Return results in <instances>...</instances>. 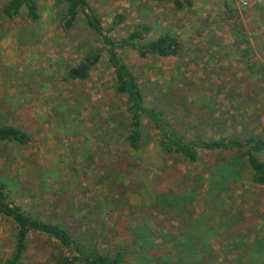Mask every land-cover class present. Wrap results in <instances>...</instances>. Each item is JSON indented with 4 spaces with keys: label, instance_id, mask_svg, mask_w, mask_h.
<instances>
[{
    "label": "rangeland",
    "instance_id": "1",
    "mask_svg": "<svg viewBox=\"0 0 264 264\" xmlns=\"http://www.w3.org/2000/svg\"><path fill=\"white\" fill-rule=\"evenodd\" d=\"M7 1L0 0V123L29 136L25 144L0 143V181L9 198L32 216L65 224L103 252L122 250L129 264L264 263V190L247 181L245 159L238 155L237 181L211 184L213 157L224 153L200 150L195 162L166 154L147 119L140 148L131 150L124 139L126 99L115 90L106 54L87 79L67 75L102 46L101 38L82 16L62 28V0H36L35 22L24 10L4 16ZM87 1L105 28L123 15L115 38L138 24L150 28L147 39L178 37L177 56L121 50L147 104L178 103L190 136L264 138V0H191L181 10L169 0ZM170 165L190 186V176L199 173L197 200L189 195L172 202L167 195L165 204H153ZM15 233V223L0 215V264L13 252ZM246 251L248 257L236 262V253ZM62 252L67 250L54 239L30 233L22 264H56Z\"/></svg>",
    "mask_w": 264,
    "mask_h": 264
},
{
    "label": "trees",
    "instance_id": "2",
    "mask_svg": "<svg viewBox=\"0 0 264 264\" xmlns=\"http://www.w3.org/2000/svg\"><path fill=\"white\" fill-rule=\"evenodd\" d=\"M169 1L176 10L192 5L191 0ZM62 5V10L57 12L62 28H72L77 18L82 16L84 23L102 40V46L91 50L76 65L70 66L67 69V75L71 79H87L90 71L100 61L102 54H106L108 63L113 69L115 90L126 99L129 117L124 139L131 150L136 151L140 148L143 125L147 119L158 132L159 147L166 154H176L189 162H195L200 156V150L210 152L214 156L224 153L223 159L217 160V157H213L214 169L212 175L207 178L211 184L217 183L224 186L228 183L227 181L239 179L241 163L238 155L240 154L248 168L247 181L264 190V160L260 157V153L264 151L263 137L253 134L242 138L230 136L205 139L207 135L204 133H195L190 136L184 129L182 117L183 114L187 115L183 108L177 106L178 103H165L159 106L147 104L138 77L122 58L121 50L130 46L141 57L177 56L181 50L177 36L162 33L155 38L147 39L146 35L150 33V28L147 25L138 24L127 36L115 38L112 36V31L123 22L122 14H116L111 26L105 28L100 16L87 0H62ZM22 10L26 18L32 22L40 18L36 0H8L1 7L2 14L7 18L16 16ZM28 141L29 136L18 127L0 123V143L25 144ZM230 156L232 157L229 158ZM198 175L199 173L190 176L189 180L192 183L190 186L185 184L187 178L177 165L167 166L155 189L153 204H165L166 200L162 203L164 200L162 197L167 195L172 202L187 198L189 195L193 200H197L202 195L196 190ZM0 215L10 218L16 227L14 249L10 257L5 260V264H22V256L30 233L52 238L60 247L67 250V253L62 252L58 255L56 264H129L126 253L122 250L103 252L96 243L89 242L82 236H75L65 224L44 221L27 213L21 205L9 198L7 184L4 181H0ZM247 252L250 251H246L244 255L237 252L235 261L238 262L244 256L248 257ZM260 264L264 263L260 262Z\"/></svg>",
    "mask_w": 264,
    "mask_h": 264
},
{
    "label": "crops",
    "instance_id": "3",
    "mask_svg": "<svg viewBox=\"0 0 264 264\" xmlns=\"http://www.w3.org/2000/svg\"><path fill=\"white\" fill-rule=\"evenodd\" d=\"M12 18H13V17H12ZM81 59H82V58H80V59L77 61V63H78L79 61H81ZM77 63H76V64H77ZM76 64H74V65H76ZM74 65H71V66H74Z\"/></svg>",
    "mask_w": 264,
    "mask_h": 264
}]
</instances>
